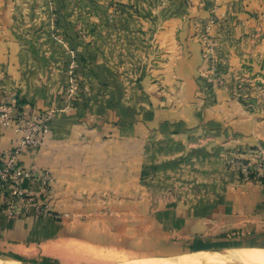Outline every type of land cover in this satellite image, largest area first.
I'll use <instances>...</instances> for the list:
<instances>
[{"label": "crops", "instance_id": "crops-1", "mask_svg": "<svg viewBox=\"0 0 264 264\" xmlns=\"http://www.w3.org/2000/svg\"><path fill=\"white\" fill-rule=\"evenodd\" d=\"M46 6V16L29 9L41 13L31 41L18 36L29 26L21 8L0 22V109L26 117L52 110L49 133L18 161L51 171L54 208L56 199L60 209L66 199L126 203L129 219L149 220L144 226L161 236L147 257L176 256L171 248L183 242L200 253L264 249V178L243 181L232 164L264 157V0ZM18 138L0 125V151ZM32 217L0 208V241L12 253L81 239L78 226Z\"/></svg>", "mask_w": 264, "mask_h": 264}, {"label": "rangeland", "instance_id": "rangeland-1", "mask_svg": "<svg viewBox=\"0 0 264 264\" xmlns=\"http://www.w3.org/2000/svg\"><path fill=\"white\" fill-rule=\"evenodd\" d=\"M54 1L56 0H0V22L2 20L5 21V18L7 17L14 19V16L16 17V12L13 8H21L19 15L22 19L29 22V26L27 25L24 30L19 32L18 36L26 40L28 38L29 41H31L32 33L35 30L31 22L33 20L39 22L40 19L38 17H41L40 14L44 11L42 9L48 8L46 5L53 3ZM80 1L81 0H68V3L69 5H71V3L76 5ZM31 8H36L40 10L41 13H36V11H32L31 13L29 12V9ZM45 13L43 12L42 15L46 16L47 14ZM35 24L36 27L37 23ZM207 49L208 48H205L204 52L205 54L207 53V57L210 60L211 52L207 51ZM74 61L75 60H71L67 64L68 75L71 74L70 72L74 69ZM209 70H211V75L214 76L218 82H220L211 65L209 66ZM72 82L75 83V79L70 76L69 82H67L65 87L66 95H73V93L70 94L68 92ZM81 197H84V194ZM60 199L63 200V198H59V200ZM103 199L105 198L100 196L99 200L91 198L90 201H84L82 203L75 202L73 199H66L63 200L61 209L58 207L56 199L55 209L58 214L57 217H46V219L32 217V219H37L38 221L46 220L59 225L67 223L72 226H78L79 235L77 237H80L83 240L63 238L41 245L38 243L26 244L21 247L15 246L17 249H15L14 253L7 249L11 248V246L8 247L6 244L3 245L2 240V242L0 241V245H3V249L0 248V263H3L4 261L23 260L40 264H161L158 259H156L159 258V256L147 257V255H153L150 253H155L154 250L146 252L149 251L148 249H153L151 242L154 241V239L158 240L161 238V236L155 232V226H144V223L149 220L138 219L135 221L133 219H129L127 217V213H123L124 208L127 206L126 203L116 202L113 201V199L111 201H108L107 199L103 201ZM86 207H90L92 209L91 217L80 214L83 210L82 208ZM64 210L70 211L71 213L67 211L65 212ZM67 213L69 214L67 215ZM97 231L103 232V234L95 235ZM84 233H90V235L86 236ZM84 237L93 241H95L94 239H103L105 243L110 244L104 246L96 244L90 245L84 240ZM169 240L171 242H175V239ZM182 246L183 251L179 248H171L179 252L176 256H167L162 258L170 262H181V264H243L241 262L236 263L238 260L234 258H229L232 255V250L224 253L204 250L200 253L195 250H191V252H189V246H187L184 242ZM8 252L12 254L7 255Z\"/></svg>", "mask_w": 264, "mask_h": 264}, {"label": "built area", "instance_id": "built-area-1", "mask_svg": "<svg viewBox=\"0 0 264 264\" xmlns=\"http://www.w3.org/2000/svg\"><path fill=\"white\" fill-rule=\"evenodd\" d=\"M76 84L71 83L68 92H76ZM53 112L44 109L38 114L26 117L14 114L8 106L0 109V125L12 127L19 134L12 149L0 151V208L7 217L16 218L31 215L34 217H57L53 205L52 188L55 177L47 168L24 165L18 155L31 147L39 146L49 133ZM251 162L246 158L232 160L243 181L264 178V157Z\"/></svg>", "mask_w": 264, "mask_h": 264}, {"label": "bare ground", "instance_id": "bare-ground-1", "mask_svg": "<svg viewBox=\"0 0 264 264\" xmlns=\"http://www.w3.org/2000/svg\"><path fill=\"white\" fill-rule=\"evenodd\" d=\"M232 252H231L232 255L229 258H232V259L234 258V259L238 260V261H236V263L241 262L243 264H264V250L263 249L238 248V249H232ZM226 258H224V259H226ZM156 259H158L159 263H161V264H181V262L175 263V262L167 261L162 257H159ZM158 261H156V262H158ZM228 261H230V260H228Z\"/></svg>", "mask_w": 264, "mask_h": 264}, {"label": "water", "instance_id": "water-1", "mask_svg": "<svg viewBox=\"0 0 264 264\" xmlns=\"http://www.w3.org/2000/svg\"><path fill=\"white\" fill-rule=\"evenodd\" d=\"M215 252V251H213ZM216 253H224V252H216ZM3 259V258H1ZM1 264H40V263H35V262H29V261H23V260H12V261H4Z\"/></svg>", "mask_w": 264, "mask_h": 264}]
</instances>
